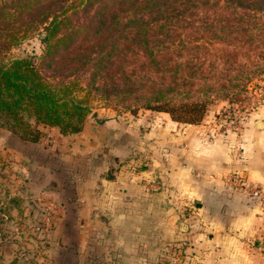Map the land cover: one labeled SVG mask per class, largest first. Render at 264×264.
Listing matches in <instances>:
<instances>
[{
  "label": "crops",
  "instance_id": "1",
  "mask_svg": "<svg viewBox=\"0 0 264 264\" xmlns=\"http://www.w3.org/2000/svg\"><path fill=\"white\" fill-rule=\"evenodd\" d=\"M41 131L0 136V197L18 229L51 222L35 235L59 258L166 264L185 240V264H264V200L227 185L238 174L264 192V104L233 118L211 107L197 125L102 109L79 133Z\"/></svg>",
  "mask_w": 264,
  "mask_h": 264
},
{
  "label": "trees",
  "instance_id": "2",
  "mask_svg": "<svg viewBox=\"0 0 264 264\" xmlns=\"http://www.w3.org/2000/svg\"><path fill=\"white\" fill-rule=\"evenodd\" d=\"M41 31L39 57L5 59ZM263 49L264 0H2L0 128L36 143L118 103L197 125Z\"/></svg>",
  "mask_w": 264,
  "mask_h": 264
},
{
  "label": "rangeland",
  "instance_id": "3",
  "mask_svg": "<svg viewBox=\"0 0 264 264\" xmlns=\"http://www.w3.org/2000/svg\"><path fill=\"white\" fill-rule=\"evenodd\" d=\"M2 1V0H0ZM43 32H39L34 37L24 40L18 47L9 51L5 59H13L19 57H39L44 48ZM241 65H249L247 68V77L241 81L238 87L232 88L227 92V96H216L213 98L211 107L226 106L227 117H237L242 112L255 108L264 104V49L257 51L250 56L247 62L245 56L238 58ZM129 104L118 103L109 108H95L92 113L95 114L98 110L111 109L122 113H129L132 106ZM130 107V108H129ZM145 111V109H140ZM6 132L0 128V136ZM8 205L5 199L0 197V263L2 264H72L71 256L67 258H59L57 250L54 247L51 252L46 249L45 244L49 241L46 236L35 235L40 230L51 227V222H48L46 227L43 223L40 226L33 224L24 225L20 229H26L28 234L25 237L19 236L17 232L20 230L14 227L8 218ZM37 227V228H36ZM17 231H14V229ZM39 230V231H38ZM39 234V233H38ZM57 255V256H56Z\"/></svg>",
  "mask_w": 264,
  "mask_h": 264
},
{
  "label": "built area",
  "instance_id": "4",
  "mask_svg": "<svg viewBox=\"0 0 264 264\" xmlns=\"http://www.w3.org/2000/svg\"><path fill=\"white\" fill-rule=\"evenodd\" d=\"M227 185L230 189L237 190L249 195L252 198L264 200V192L254 188L247 183V180L238 174H232L227 179ZM188 247V242L178 240L166 247L165 263L166 264H185L184 255Z\"/></svg>",
  "mask_w": 264,
  "mask_h": 264
}]
</instances>
